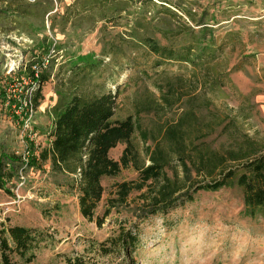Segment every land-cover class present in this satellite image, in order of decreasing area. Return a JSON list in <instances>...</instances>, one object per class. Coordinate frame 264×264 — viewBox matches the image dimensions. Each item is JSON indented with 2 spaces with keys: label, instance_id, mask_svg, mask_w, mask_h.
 Wrapping results in <instances>:
<instances>
[{
  "label": "rangeland",
  "instance_id": "1",
  "mask_svg": "<svg viewBox=\"0 0 264 264\" xmlns=\"http://www.w3.org/2000/svg\"><path fill=\"white\" fill-rule=\"evenodd\" d=\"M147 39L176 52L212 51V70L194 79L191 65L157 56ZM31 64L50 75L36 111L29 102L37 86L25 75ZM86 64L98 67L77 70ZM214 82V92L205 89ZM73 93L117 94L114 119L136 120L133 144L145 164L147 147L166 148L165 128L187 106L201 108L203 99L215 113L239 110L248 117L239 120L244 130L264 140V0H0V154L23 157L33 146L41 164L57 109ZM197 113L203 125L213 121L206 109ZM124 149L119 145L110 157L119 161ZM77 178L54 172L50 161L39 168L16 164L8 192L0 190V225L33 229L44 239L31 264H64L76 255L99 264H264V218L244 215L238 187L201 192L145 217L147 190L126 203L116 194L117 184L138 179L132 167L103 179L96 215L110 214L99 227L81 215ZM122 233L137 235V244L123 248Z\"/></svg>",
  "mask_w": 264,
  "mask_h": 264
},
{
  "label": "trees",
  "instance_id": "2",
  "mask_svg": "<svg viewBox=\"0 0 264 264\" xmlns=\"http://www.w3.org/2000/svg\"><path fill=\"white\" fill-rule=\"evenodd\" d=\"M145 43L165 60L191 65L194 79L199 72L212 70L216 59L212 51L197 53L193 47H186L176 52L161 48L150 39ZM34 66H27L25 73L31 85L37 86L29 102L32 111L40 106L42 87L50 80L47 72L37 73ZM97 67L98 64H86L81 68L76 65L73 70L79 68L77 70L93 73ZM175 79L181 82L179 77ZM213 84L218 85V82L205 84V89L209 87L208 90L214 92ZM201 102L202 107L197 111L206 109L213 115V121L203 125L199 122L196 108L187 106L178 119L165 128L163 139L166 148H162L161 142L156 143L154 148L147 147L149 164H145L133 144V137L139 130L136 120L132 116L122 121L114 119L118 108L117 94L87 97L73 93L69 102L57 109L50 133L51 145L41 152V164L50 161L54 172L78 177L81 215L90 222H96L99 227L110 214V209H107L104 217L96 215L105 193L103 179L117 177L122 170L132 167L138 173V179L117 184L116 194L121 203H126L134 192L147 190L142 195L140 210L147 213L145 217L166 214L180 206L183 198L193 202L201 192L214 193L238 187L243 192L244 215L264 218V140L244 130L239 120H247L248 117L239 115V110L236 112L225 107L229 111L215 113L211 101L203 99ZM219 128L218 137L222 141L215 146L212 136ZM140 133L145 136L144 132ZM195 135L196 138H193ZM119 145H125V149L120 160L115 161L110 152ZM32 150L33 146L23 157L4 152L0 154V190L8 192L6 180L15 176L16 164L28 168L41 167ZM168 170L172 176H169ZM114 201L110 200V203L113 205ZM126 236L125 233L119 236L123 248L137 244V235H128V239ZM43 241L36 230L1 224L0 264H31ZM64 264L99 263L86 255H76L66 257Z\"/></svg>",
  "mask_w": 264,
  "mask_h": 264
},
{
  "label": "built area",
  "instance_id": "3",
  "mask_svg": "<svg viewBox=\"0 0 264 264\" xmlns=\"http://www.w3.org/2000/svg\"><path fill=\"white\" fill-rule=\"evenodd\" d=\"M26 1L31 2V3L36 2V0H26ZM34 68H36V67H34ZM34 70H36V69H34ZM36 72L38 73L39 71L36 70Z\"/></svg>",
  "mask_w": 264,
  "mask_h": 264
}]
</instances>
